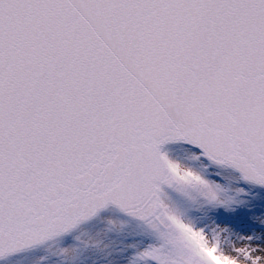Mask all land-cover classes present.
Returning <instances> with one entry per match:
<instances>
[{"label": "snow or ice", "instance_id": "snow-or-ice-1", "mask_svg": "<svg viewBox=\"0 0 264 264\" xmlns=\"http://www.w3.org/2000/svg\"><path fill=\"white\" fill-rule=\"evenodd\" d=\"M31 251L264 264V0H0V264Z\"/></svg>", "mask_w": 264, "mask_h": 264}, {"label": "rangeland", "instance_id": "rangeland-1", "mask_svg": "<svg viewBox=\"0 0 264 264\" xmlns=\"http://www.w3.org/2000/svg\"><path fill=\"white\" fill-rule=\"evenodd\" d=\"M135 226L133 225L132 228H134ZM132 229H129V231H131ZM110 239L112 241L115 242V246L116 247H120L122 246V244H126V243H131L132 242V237H128L127 239H125L122 236H118L113 234ZM68 243H71V240L68 241ZM27 254H31L32 257L30 259H27L24 263L28 262L27 264H51V260L53 259L52 257L49 256V254L45 251H31V252H24L21 254H18L14 257H12L11 259L14 258H19L22 257L24 255ZM10 259V260H11ZM89 264H92V261H89ZM101 264H106V262H101Z\"/></svg>", "mask_w": 264, "mask_h": 264}, {"label": "bare ground", "instance_id": "bare-ground-1", "mask_svg": "<svg viewBox=\"0 0 264 264\" xmlns=\"http://www.w3.org/2000/svg\"><path fill=\"white\" fill-rule=\"evenodd\" d=\"M32 257L31 254L24 255L19 258H14L9 261V264H27L28 262L24 263L27 259H30Z\"/></svg>", "mask_w": 264, "mask_h": 264}]
</instances>
